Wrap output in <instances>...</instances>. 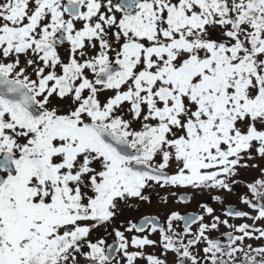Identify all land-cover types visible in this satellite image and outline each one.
Segmentation results:
<instances>
[{
    "label": "snow or ice",
    "instance_id": "1",
    "mask_svg": "<svg viewBox=\"0 0 264 264\" xmlns=\"http://www.w3.org/2000/svg\"><path fill=\"white\" fill-rule=\"evenodd\" d=\"M0 264H264V0H0Z\"/></svg>",
    "mask_w": 264,
    "mask_h": 264
},
{
    "label": "rangeland",
    "instance_id": "2",
    "mask_svg": "<svg viewBox=\"0 0 264 264\" xmlns=\"http://www.w3.org/2000/svg\"><path fill=\"white\" fill-rule=\"evenodd\" d=\"M234 199V198H233ZM160 201L157 198V193H153V205L151 207H146V211H155V209L159 206ZM132 215H138L137 213H132Z\"/></svg>",
    "mask_w": 264,
    "mask_h": 264
},
{
    "label": "flooded vegetation",
    "instance_id": "3",
    "mask_svg": "<svg viewBox=\"0 0 264 264\" xmlns=\"http://www.w3.org/2000/svg\"><path fill=\"white\" fill-rule=\"evenodd\" d=\"M162 194H163V193L157 194V198L159 199V201H160V195H162ZM194 209H195V203H193L192 206H191L189 209H187V210L190 211V210H194ZM183 210H185V209H182V211H183Z\"/></svg>",
    "mask_w": 264,
    "mask_h": 264
}]
</instances>
